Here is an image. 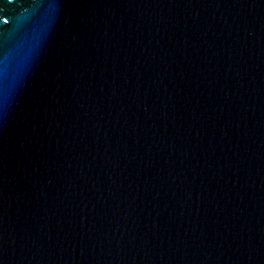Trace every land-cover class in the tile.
<instances>
[{
  "label": "water",
  "instance_id": "95a60500",
  "mask_svg": "<svg viewBox=\"0 0 264 264\" xmlns=\"http://www.w3.org/2000/svg\"><path fill=\"white\" fill-rule=\"evenodd\" d=\"M0 264H264V0H0Z\"/></svg>",
  "mask_w": 264,
  "mask_h": 264
}]
</instances>
